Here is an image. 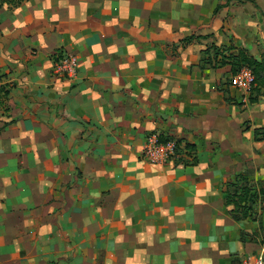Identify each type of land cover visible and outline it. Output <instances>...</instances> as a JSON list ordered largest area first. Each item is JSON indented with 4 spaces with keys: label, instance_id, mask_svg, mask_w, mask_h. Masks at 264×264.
<instances>
[{
    "label": "crops",
    "instance_id": "1",
    "mask_svg": "<svg viewBox=\"0 0 264 264\" xmlns=\"http://www.w3.org/2000/svg\"><path fill=\"white\" fill-rule=\"evenodd\" d=\"M202 1L63 13L0 0V264H241L261 251L264 209L233 218L227 184L264 188L263 126L245 132L224 74L200 67ZM67 53L75 76L56 72ZM152 134L181 141V157L150 163Z\"/></svg>",
    "mask_w": 264,
    "mask_h": 264
},
{
    "label": "rangeland",
    "instance_id": "2",
    "mask_svg": "<svg viewBox=\"0 0 264 264\" xmlns=\"http://www.w3.org/2000/svg\"><path fill=\"white\" fill-rule=\"evenodd\" d=\"M90 1L92 0H1V6L4 5L9 10L23 6H36L38 9L61 7L59 12L64 13L72 4L89 3ZM142 4L135 0L131 2L133 10H138V6ZM196 11H200L201 14V18L196 20L197 28L203 29L206 26L211 32L209 35L212 43H209V46L215 45L222 49L232 46V48H236L231 49L233 52L244 48L249 57L257 61L264 60V0H203L197 3ZM214 67L213 73L218 76L224 74L221 77L222 87L232 95L231 98L234 101L232 105H236L239 110L237 115L245 132L256 126H263L260 137L256 141L260 142L257 151L264 155V84L252 95L257 98L256 103H251L250 99L244 103L243 95L231 86L233 74L230 66L222 68L218 64ZM263 157L259 170H264ZM248 182L247 187L250 191L249 197H252L251 201H255L254 206L260 204L264 209V188L258 190L254 181ZM243 188L241 189L243 190ZM251 201L249 202L251 203ZM260 245L263 247L264 241Z\"/></svg>",
    "mask_w": 264,
    "mask_h": 264
},
{
    "label": "trees",
    "instance_id": "3",
    "mask_svg": "<svg viewBox=\"0 0 264 264\" xmlns=\"http://www.w3.org/2000/svg\"><path fill=\"white\" fill-rule=\"evenodd\" d=\"M199 38L196 35H191L182 40L183 43H191L194 39ZM230 46L229 48H220L218 46L212 45L203 51L204 58L200 64L201 69L206 68L208 65L210 67H214L219 64L220 67L230 66V70L234 75L237 73L242 67L248 66L252 68L256 76V85L252 94L250 95L251 103H256L257 98L253 97L254 91L258 90V88H262V84H264V60L257 61L252 57H249L247 54V50L244 48L237 49V52H233ZM217 62V63H216ZM227 101L229 103L233 102V99L227 92ZM262 128L255 129V139H258ZM161 141H176L178 148H180V142L173 138L164 137L163 135H159ZM249 179L245 176H237L235 182H229L227 184V200L228 202L234 203L236 209L231 211L233 218L236 220H242L247 218H253L254 215V200L251 201L252 197H249L250 191H248V182ZM242 187L243 190L241 189ZM262 190V189H261ZM256 194V193H255ZM256 200V199H255ZM251 201V203L249 202Z\"/></svg>",
    "mask_w": 264,
    "mask_h": 264
},
{
    "label": "built area",
    "instance_id": "4",
    "mask_svg": "<svg viewBox=\"0 0 264 264\" xmlns=\"http://www.w3.org/2000/svg\"><path fill=\"white\" fill-rule=\"evenodd\" d=\"M79 59L76 55L67 53L57 60V74L69 77L75 76L79 70ZM5 82L0 77V89ZM256 85V76L252 68L242 67L231 78V86L243 95V102L250 99ZM144 156L155 165H165L181 157L176 141H161L159 134L148 136L144 145ZM241 264H264V246L258 254H251L242 259Z\"/></svg>",
    "mask_w": 264,
    "mask_h": 264
}]
</instances>
